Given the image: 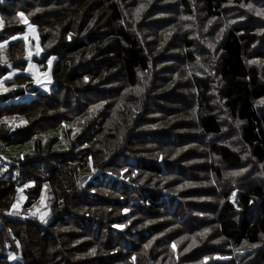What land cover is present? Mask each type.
<instances>
[{
	"label": "trees",
	"instance_id": "obj_1",
	"mask_svg": "<svg viewBox=\"0 0 264 264\" xmlns=\"http://www.w3.org/2000/svg\"><path fill=\"white\" fill-rule=\"evenodd\" d=\"M202 1L216 17V9L232 0ZM170 3L0 2V80L18 72L0 92V118L24 119L12 133L0 124V152H14L18 171L15 183L0 176V264H203L204 257L226 254L228 245L264 240V186L241 182L233 204L234 177L226 176L245 165L244 154L264 168V105L258 104L264 84L245 58L257 36L246 24L229 28L213 68L200 81L190 78V96L177 98L161 73L150 76V61L166 53ZM24 20L35 27L37 42L3 46L26 33ZM184 43L188 49L190 42ZM29 50L51 81L45 90L26 73ZM184 58L190 62V53ZM26 94L31 97L11 102ZM215 95L220 104H211ZM171 98L194 121L173 117ZM225 114L242 122L235 132L240 149L226 144L234 131H226ZM108 172L128 184L108 179ZM43 185L51 197L48 222L27 210ZM17 211L34 219L10 214ZM14 256L19 260L11 261ZM257 260L264 264V242Z\"/></svg>",
	"mask_w": 264,
	"mask_h": 264
},
{
	"label": "rangeland",
	"instance_id": "obj_2",
	"mask_svg": "<svg viewBox=\"0 0 264 264\" xmlns=\"http://www.w3.org/2000/svg\"><path fill=\"white\" fill-rule=\"evenodd\" d=\"M171 3L172 13L171 17L166 22V25H169L168 28H165V43L166 49L164 53V58L159 60H151L150 66L154 68L151 71L150 76H155L158 78V74H160L161 83L164 87L175 86L171 89L172 92H176L177 98L189 97V88H190V78L200 81L199 76H202V72L209 71L208 67L213 68V63L218 60L220 57V42L223 39L225 32L238 24H246L250 28L255 31L257 36L256 42L249 46V51L247 52L246 62L248 65L256 66L259 71V76L264 84V15H257L256 10L260 9L264 11V0H232L222 5L218 9H216L215 14H208L206 9L204 8V3L202 0H168ZM185 3L186 6L182 5ZM248 5L252 6V9L249 10ZM136 10L140 9V4L137 5ZM211 21V23H209ZM232 21V23H229ZM27 25L26 33L24 35L18 36V38L12 40L23 39L26 41V38H31L34 42H37V33L36 30L33 32ZM34 29L35 27L32 26ZM223 29V31H221ZM173 34H176L173 37ZM141 37V36H140ZM183 37V43H177L176 39H180ZM147 36L142 35V40L145 41ZM11 39L2 43L3 46L9 44ZM188 40L190 42V47L187 49L185 47L184 41ZM27 42V41H26ZM209 45H213L210 47ZM146 49H149V45L145 44ZM190 50V51H188ZM187 52L191 55V61L189 62L188 58H184V55ZM34 54L32 50H29L26 61V73L30 75L35 86L41 88L43 90L47 89L50 85L49 78L41 72L38 67L31 61V57ZM166 54V55H165ZM199 58V59H197ZM160 70V71H159ZM18 74L17 71H12L8 74L4 79L0 80V92H4L6 90L5 81L13 78ZM207 79L210 77L209 73H207ZM206 80V76L203 77ZM213 81H211V84ZM214 86V84H212ZM164 87H161L163 89ZM213 88V87H212ZM175 90V91H174ZM193 95V93H192ZM195 95V94H194ZM31 97V95L26 94L24 97H18L17 99L11 102H20L25 99ZM172 99V98H171ZM173 108L176 110L172 112L173 117L177 116H186L189 115L188 111L180 110L182 108V104L177 106L174 99ZM218 96L215 95L211 104H220L218 103ZM9 103V102H8ZM6 103V104H8ZM154 104V102H152ZM185 103H183L184 105ZM260 107L264 105L263 102L258 103ZM0 105H3L0 103ZM212 108H216L215 105H211ZM186 109V107H183ZM157 111H152L150 114L151 118ZM194 111V115H195ZM182 114V115H181ZM197 114V113H196ZM225 114L224 118H222V122L225 124H230L226 131L233 130V134L230 135V138L226 144L232 145L237 149L241 147L238 144L240 141V136L236 135L235 132H238L239 124L236 122H230V116ZM191 117V118H190ZM192 114L189 115V119L191 122L194 121L192 118ZM154 122H157L158 119H153ZM4 124L5 130L8 133L14 132L17 128H20L24 124V119L18 115H8L0 118V124ZM242 124V123H240ZM225 131V130H224ZM227 138V137H226ZM223 141V139H222ZM14 152L9 151L8 149H4L0 152V174L2 178L11 182H18V171L17 167H14V159L16 156L13 154ZM245 165L242 168L233 170L232 172H239L241 169H245L246 171L241 172L239 176H235L233 178L234 186L232 189V194L230 197V201L233 204H236L239 192L242 190L241 182H250L261 183L260 185L264 186V168L262 164L252 162L248 160L247 155L244 154ZM122 171L121 174H123ZM99 172H96L98 175ZM106 177L108 179H115L119 182H124L128 184L125 178L119 177L115 178L114 175L107 173ZM107 178L106 181H107ZM239 182V184H238ZM19 184V183H18ZM242 187V188H241ZM23 188L18 187L20 191L18 192V203L21 205L23 203ZM233 192L236 193L233 196ZM50 194L46 185H43L40 191V195L38 199L31 204L29 209H27L30 213H32L35 217L38 218L41 222H48L50 219ZM17 205V203H15ZM35 205V207H33ZM47 213V215H44ZM41 216H44V219L41 220ZM116 230H121L123 227L115 226ZM209 230V229H208ZM201 236V235H200ZM204 236V235H203ZM213 241V240H212ZM212 241H209L211 244ZM262 239L259 244L254 245V247H250L251 245L241 244L238 247L228 245L227 253L224 255L214 254L211 256H207L203 258V264H208L209 262H228L230 264H247L249 260H253V264L259 262L258 256L260 251L263 248ZM174 247V246H173ZM175 248V247H174ZM186 249V248H185ZM240 249V251H236ZM191 249H189L190 251ZM209 255V254H208ZM247 259L248 261H245ZM11 261H18L19 257L14 256Z\"/></svg>",
	"mask_w": 264,
	"mask_h": 264
},
{
	"label": "snow or ice",
	"instance_id": "obj_3",
	"mask_svg": "<svg viewBox=\"0 0 264 264\" xmlns=\"http://www.w3.org/2000/svg\"><path fill=\"white\" fill-rule=\"evenodd\" d=\"M0 2H2V0H0ZM143 6H141V8H142ZM248 7H249V10H251L252 9V6L251 5H248ZM37 11H39V9H37ZM140 11V9H138L137 10V13ZM256 12H257V15H264V11H262V10H260V9H257L256 10ZM22 15V14H21ZM138 18V17H137ZM24 23H28L27 22V20H24ZM209 23H211V21H209ZM229 23H232V21H230ZM28 27L30 28V29H32V31L34 32L35 31V29L32 27V25L31 24H28ZM45 31H47V29H45ZM221 31H223V29H221ZM210 47H213V45H209ZM37 54H39V53H37ZM197 59H199V58H197ZM2 60H3V58L2 57H0V62H2ZM49 63H51V61H49ZM85 80H87V77H85ZM49 82H51L50 80H49ZM140 91H143V89H140V88H138L137 89V93H139ZM95 107H99V105H97V106H95ZM118 107H119V105H118ZM91 111V110H90ZM238 124L239 123H242L241 121H238L237 122ZM21 158H23L22 157V155H21ZM243 171H246L245 169H241L239 172H230V173H226V176H233V177H235V176H239L240 174H241V172H243ZM133 175H135V173H133ZM142 182V181H141ZM81 187L83 186V185H80ZM24 187H28V185H24ZM17 191L19 192L20 191V189H17ZM236 195V193L235 192H233V196H235ZM33 207H35V205H33ZM12 208L13 209H16L17 208V205L16 204H13L12 205ZM125 211H127V209H125ZM10 214H12V215H19V212L17 211V212H12V213H10ZM44 215H47V213H45ZM41 218V220H43L44 219V216H41L40 217ZM122 227V226H121ZM208 230L207 229H205V232H207ZM198 235H201V236H203L204 235V233H200V234H198ZM183 239V238H182ZM150 244H151V241H149V244L148 245H145V247H148V246H150ZM250 247H254V245H251ZM93 252L95 251L94 249L92 250ZM185 251H187V249H185ZM236 251H240V249H237Z\"/></svg>",
	"mask_w": 264,
	"mask_h": 264
},
{
	"label": "built area",
	"instance_id": "obj_4",
	"mask_svg": "<svg viewBox=\"0 0 264 264\" xmlns=\"http://www.w3.org/2000/svg\"><path fill=\"white\" fill-rule=\"evenodd\" d=\"M18 216H20L21 218H29V219H31V220L34 219V217L30 216V215L27 214V213H23V212H19V215H18Z\"/></svg>",
	"mask_w": 264,
	"mask_h": 264
},
{
	"label": "crops",
	"instance_id": "obj_5",
	"mask_svg": "<svg viewBox=\"0 0 264 264\" xmlns=\"http://www.w3.org/2000/svg\"><path fill=\"white\" fill-rule=\"evenodd\" d=\"M16 38H18V37H16ZM13 39H15V38H13ZM11 40H12V39H11ZM12 41H15V40H12ZM12 41H11V42H12ZM0 176L2 177V175H1V174H0Z\"/></svg>",
	"mask_w": 264,
	"mask_h": 264
}]
</instances>
